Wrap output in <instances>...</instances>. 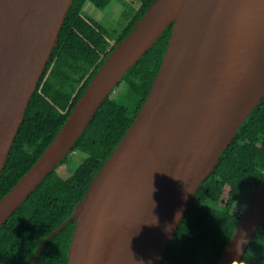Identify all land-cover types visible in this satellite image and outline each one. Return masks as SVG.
<instances>
[{
    "label": "water",
    "instance_id": "1",
    "mask_svg": "<svg viewBox=\"0 0 264 264\" xmlns=\"http://www.w3.org/2000/svg\"><path fill=\"white\" fill-rule=\"evenodd\" d=\"M73 0H0V178ZM172 33L136 117L70 218L68 264H162L190 201L264 97V0H154L42 155L0 199V227L72 152L124 74ZM264 219L263 178L217 264H240Z\"/></svg>",
    "mask_w": 264,
    "mask_h": 264
},
{
    "label": "trees",
    "instance_id": "2",
    "mask_svg": "<svg viewBox=\"0 0 264 264\" xmlns=\"http://www.w3.org/2000/svg\"><path fill=\"white\" fill-rule=\"evenodd\" d=\"M112 1L73 0L58 35L59 45L47 62L2 170L0 199L56 137L99 67L154 0H135L139 1L137 9L126 13L122 28L111 33L101 30L100 24L85 14L84 7L91 2L104 10ZM172 27L168 26L124 74L100 105L72 152L0 227V264H28L44 239L71 217L93 177L111 156L147 98ZM73 152H79L82 159L68 167ZM263 173L264 97L190 201L162 264H217L240 221L244 205L240 210L236 207L242 195L250 194L245 203L248 205ZM226 186L230 187V193L223 199ZM75 227L76 220L72 219L51 235L31 264H68ZM240 264H264V219Z\"/></svg>",
    "mask_w": 264,
    "mask_h": 264
},
{
    "label": "rangeland",
    "instance_id": "3",
    "mask_svg": "<svg viewBox=\"0 0 264 264\" xmlns=\"http://www.w3.org/2000/svg\"><path fill=\"white\" fill-rule=\"evenodd\" d=\"M139 4L135 0H113L104 10L97 8L93 3L87 2L84 7L85 14L90 17L91 20L97 21L100 24L101 30L105 32H113L114 30H119L121 24L126 22L125 15L128 12H132L134 9H137V5ZM79 152H73L70 157L71 161L68 167H73L76 165L79 160L82 159ZM68 164V163H67ZM230 193V187L226 186L223 191V199H226ZM250 194L245 192L242 197L240 203L237 205L236 209L240 210L243 206L242 211L245 209Z\"/></svg>",
    "mask_w": 264,
    "mask_h": 264
}]
</instances>
